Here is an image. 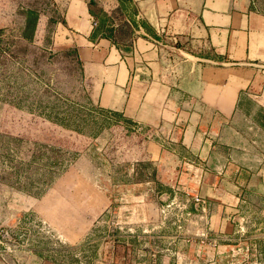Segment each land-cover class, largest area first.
Segmentation results:
<instances>
[{"label": "crops", "instance_id": "1", "mask_svg": "<svg viewBox=\"0 0 264 264\" xmlns=\"http://www.w3.org/2000/svg\"><path fill=\"white\" fill-rule=\"evenodd\" d=\"M52 2L54 45L76 49L89 97L135 126L137 158L151 165L118 184L123 231L165 235L157 199L181 205L174 238L138 263L214 264L236 245L245 217L264 225V0ZM58 183L67 191L34 208L51 211L67 240L80 239L112 198L73 170ZM244 248L264 259L263 239ZM0 264L13 263L0 255Z\"/></svg>", "mask_w": 264, "mask_h": 264}, {"label": "rangeland", "instance_id": "2", "mask_svg": "<svg viewBox=\"0 0 264 264\" xmlns=\"http://www.w3.org/2000/svg\"><path fill=\"white\" fill-rule=\"evenodd\" d=\"M101 1L111 5L113 0ZM26 8L35 9L38 18L30 37L22 35ZM55 9L52 0H0V255L13 264L41 259L139 264L143 257L162 252L159 245L165 238H174L170 235L181 205L157 199L165 235L158 226L145 234L136 235L134 227L128 234L123 231L125 191L118 184L144 177L151 165L137 158L135 126L89 97L76 49L54 45ZM110 13L115 21L122 19L120 11ZM72 170L112 199L107 215L82 238L69 241L51 211L45 215L34 206L52 192L67 191L58 182ZM244 210L251 211L247 206ZM254 214L241 221L232 251L222 252L214 264L264 263L254 249L249 254L244 248L249 242L257 248L264 240V225H257Z\"/></svg>", "mask_w": 264, "mask_h": 264}, {"label": "trees", "instance_id": "3", "mask_svg": "<svg viewBox=\"0 0 264 264\" xmlns=\"http://www.w3.org/2000/svg\"><path fill=\"white\" fill-rule=\"evenodd\" d=\"M129 0H119V2L121 3V6H123L125 4H128ZM123 4V5H122ZM25 27L27 28L26 31L22 32V35L25 37H30L32 30L34 28V24L35 21L37 19V11L35 9L32 8H26L25 10ZM160 190H158L159 193Z\"/></svg>", "mask_w": 264, "mask_h": 264}, {"label": "built area", "instance_id": "4", "mask_svg": "<svg viewBox=\"0 0 264 264\" xmlns=\"http://www.w3.org/2000/svg\"><path fill=\"white\" fill-rule=\"evenodd\" d=\"M195 199L197 200L198 199V197H195ZM264 264V263H263Z\"/></svg>", "mask_w": 264, "mask_h": 264}]
</instances>
